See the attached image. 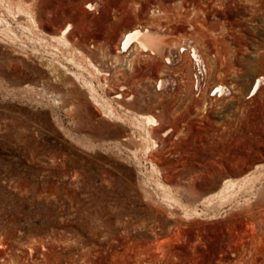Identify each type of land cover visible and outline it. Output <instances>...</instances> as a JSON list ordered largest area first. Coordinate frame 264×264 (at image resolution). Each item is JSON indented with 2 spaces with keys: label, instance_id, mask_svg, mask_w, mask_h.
Returning a JSON list of instances; mask_svg holds the SVG:
<instances>
[{
  "label": "rangeland",
  "instance_id": "rangeland-1",
  "mask_svg": "<svg viewBox=\"0 0 264 264\" xmlns=\"http://www.w3.org/2000/svg\"><path fill=\"white\" fill-rule=\"evenodd\" d=\"M0 264H264V0H0Z\"/></svg>",
  "mask_w": 264,
  "mask_h": 264
},
{
  "label": "bare ground",
  "instance_id": "bare-ground-1",
  "mask_svg": "<svg viewBox=\"0 0 264 264\" xmlns=\"http://www.w3.org/2000/svg\"><path fill=\"white\" fill-rule=\"evenodd\" d=\"M70 27V25L68 26ZM70 29V28H69ZM68 34L67 30L63 31L62 33V38L64 40H66V35ZM133 40H136L138 41L140 47L143 49V50H149V49H152V51H155V49L150 45V42L152 39H150L149 37H144L143 33L141 31H135V32H131L129 33L127 36H125L124 38V43L122 44L123 46V49L126 50L128 48V46L130 45V43L133 41ZM194 55V57L198 60H201V58L199 57V55L196 53V50L194 48H192L191 50V55ZM192 57V56H191ZM52 66V65H51ZM57 69L55 68V66H53V68L51 69V73L52 74H56L57 72ZM254 87L255 85L253 86L252 88V92L254 90ZM227 93V90L226 88L224 87H217V94L219 96H223ZM143 119L146 120V122L149 124V125H155L157 123V121L155 120V118L153 117H142ZM144 143V142H143Z\"/></svg>",
  "mask_w": 264,
  "mask_h": 264
},
{
  "label": "built area",
  "instance_id": "built-area-1",
  "mask_svg": "<svg viewBox=\"0 0 264 264\" xmlns=\"http://www.w3.org/2000/svg\"><path fill=\"white\" fill-rule=\"evenodd\" d=\"M192 58H193V62H194V66H195V69H196V72H195V78L198 80H203L204 79V76L206 74V68L203 64V61L202 60H198L194 57V55L192 54L191 55ZM212 95L213 96H219L217 94V89L215 91L212 92ZM220 97V96H219Z\"/></svg>",
  "mask_w": 264,
  "mask_h": 264
}]
</instances>
